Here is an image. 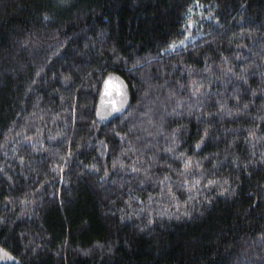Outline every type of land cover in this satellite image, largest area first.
I'll use <instances>...</instances> for the list:
<instances>
[{
	"label": "trees",
	"instance_id": "16d2710c",
	"mask_svg": "<svg viewBox=\"0 0 264 264\" xmlns=\"http://www.w3.org/2000/svg\"><path fill=\"white\" fill-rule=\"evenodd\" d=\"M0 247L264 264V0H0Z\"/></svg>",
	"mask_w": 264,
	"mask_h": 264
},
{
	"label": "rangeland",
	"instance_id": "374dc122",
	"mask_svg": "<svg viewBox=\"0 0 264 264\" xmlns=\"http://www.w3.org/2000/svg\"><path fill=\"white\" fill-rule=\"evenodd\" d=\"M188 39H192V37H188ZM127 101L128 93L124 80L114 73L107 74L103 81L98 102V118L100 120L109 118L111 115L123 109ZM16 261V258L12 254L0 247V263H12Z\"/></svg>",
	"mask_w": 264,
	"mask_h": 264
}]
</instances>
